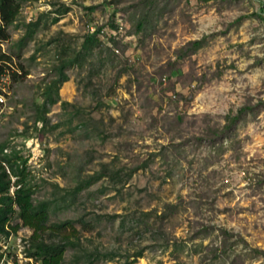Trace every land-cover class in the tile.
Masks as SVG:
<instances>
[{
    "label": "rangeland",
    "instance_id": "374dc122",
    "mask_svg": "<svg viewBox=\"0 0 264 264\" xmlns=\"http://www.w3.org/2000/svg\"><path fill=\"white\" fill-rule=\"evenodd\" d=\"M60 2L70 9L53 23V13L43 15L2 75L0 140L27 156L34 196L54 199L52 220L92 222V229L74 222L81 246L67 250L65 264L73 250L94 247L103 254L93 264H126L138 249L131 264H264L254 250L264 249V0H23L17 21ZM147 5L149 19L136 30ZM116 15L125 22L119 51L69 67L59 94L70 104L53 103L49 123L35 126L61 39L79 46L87 24ZM9 33L0 46L11 54L22 28ZM202 36L205 45L176 57ZM244 104L253 109L222 141L204 138ZM103 169L118 174L71 189ZM30 231L0 236V264L8 252L26 264L22 237Z\"/></svg>",
    "mask_w": 264,
    "mask_h": 264
},
{
    "label": "trees",
    "instance_id": "16d2710c",
    "mask_svg": "<svg viewBox=\"0 0 264 264\" xmlns=\"http://www.w3.org/2000/svg\"><path fill=\"white\" fill-rule=\"evenodd\" d=\"M114 1V0H110ZM23 0H0V45L2 41L9 39V27L11 25L22 28V33L13 41L15 47L11 54L1 50L0 46V86L2 75L9 67L8 62L13 57H20L22 49L32 40L35 33L41 26L42 16L53 13L49 16V22L53 23L59 17L66 13L70 6L64 2H60L54 8L40 11L35 18L18 22V14L21 9ZM90 11L97 8V4H89L84 6ZM152 6H143L142 11L136 19V30L142 29L149 19ZM116 7L113 11L116 12ZM260 13H263L261 9ZM259 13V14H260ZM262 17V15L260 14ZM264 17V16H263ZM104 23L97 24V26L90 31L89 29L83 34L79 46H71L63 39L59 43L57 50L58 62L54 65L55 74L49 78L44 84L41 92V100L35 102L34 124L39 121L41 127L49 123L47 112L50 105L57 101H61L64 106L70 104L68 100L61 99L59 88L61 84L69 79L67 70L71 66L82 67L92 55H97L99 58L112 59L116 53L114 45H119V40L111 38V45L104 43L99 35L100 27ZM110 25H114L111 20ZM206 36L189 39L186 43L177 48L176 57L180 58L186 54L195 52L197 49L205 45ZM175 62V60H173ZM19 67L24 72L22 63L19 62ZM19 73L11 72V76L15 78ZM1 91V89H0ZM253 105L244 104L237 109L235 113L225 114V122L220 128L212 127L206 133L204 138L210 142L222 141V139L230 133L234 125L248 110L253 109ZM58 125L53 123L50 126ZM36 126V124H35ZM24 134V130L19 131ZM28 136V134H25ZM201 140L203 136H196ZM117 171L101 170L94 174H89L86 178L80 179L71 188L74 192L80 191L82 188L90 185L102 175H109L114 178ZM13 188L11 189V187ZM35 186L31 182V173L27 164V156H25L20 148L15 145H10L8 139L0 140V236L8 237L14 234L21 226L30 228V233L22 237V255L26 257V264H65L66 252L69 248L76 249L81 246L80 239L75 235L76 230L74 226L75 221L88 229H92L93 224L83 217L78 218H64L51 219V210L54 206V199L49 197L36 198L34 196ZM168 205H171L169 203ZM144 211L140 212V214ZM15 217L19 220L12 221ZM139 217V216H137ZM120 223H124V218H121ZM225 235L228 233L226 229L222 228ZM1 247V246H0ZM257 253H264V249L254 248ZM141 249L136 250L133 258H129L126 264L133 263L138 256H141ZM4 254V250H0V259ZM103 254L98 248L83 249L82 251L72 252L71 264H93L99 256ZM10 260L8 264H21L15 252H8Z\"/></svg>",
    "mask_w": 264,
    "mask_h": 264
},
{
    "label": "built area",
    "instance_id": "2783aa9c",
    "mask_svg": "<svg viewBox=\"0 0 264 264\" xmlns=\"http://www.w3.org/2000/svg\"><path fill=\"white\" fill-rule=\"evenodd\" d=\"M113 23L114 25H110V22H104V25H102L99 29V35L101 36L102 40L107 43V44H110L111 45V38H115L117 39L119 37V34H121V32L123 31V29L125 28V22L124 20L116 15L114 16L113 18ZM88 26V29L90 31H92L96 26L97 24L93 25V24H87ZM114 50L116 52L119 51L118 47H114Z\"/></svg>",
    "mask_w": 264,
    "mask_h": 264
}]
</instances>
